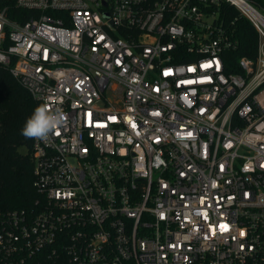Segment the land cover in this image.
Masks as SVG:
<instances>
[{"label": "built area", "instance_id": "built-area-1", "mask_svg": "<svg viewBox=\"0 0 264 264\" xmlns=\"http://www.w3.org/2000/svg\"><path fill=\"white\" fill-rule=\"evenodd\" d=\"M220 5L257 34L236 73ZM0 66L66 114L0 264H264V6L0 0Z\"/></svg>", "mask_w": 264, "mask_h": 264}, {"label": "trees", "instance_id": "trees-1", "mask_svg": "<svg viewBox=\"0 0 264 264\" xmlns=\"http://www.w3.org/2000/svg\"><path fill=\"white\" fill-rule=\"evenodd\" d=\"M247 1L258 7L264 6V0ZM218 13L236 42L235 50L225 55L227 72L236 73L238 59L255 57L257 34L234 8L220 5ZM35 108L36 104L26 90L0 66V212H29L39 198L33 187L32 139L21 134Z\"/></svg>", "mask_w": 264, "mask_h": 264}, {"label": "clouds", "instance_id": "clouds-1", "mask_svg": "<svg viewBox=\"0 0 264 264\" xmlns=\"http://www.w3.org/2000/svg\"><path fill=\"white\" fill-rule=\"evenodd\" d=\"M66 123V114L60 107L50 108L48 103L37 106L26 120L21 134L25 138L48 141L58 135L59 129Z\"/></svg>", "mask_w": 264, "mask_h": 264}, {"label": "snow or ice", "instance_id": "snow-or-ice-1", "mask_svg": "<svg viewBox=\"0 0 264 264\" xmlns=\"http://www.w3.org/2000/svg\"><path fill=\"white\" fill-rule=\"evenodd\" d=\"M89 115H91V114H89ZM223 227H224L225 229H227V226H226V225H224ZM242 234H243V233H242Z\"/></svg>", "mask_w": 264, "mask_h": 264}]
</instances>
